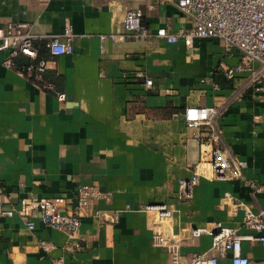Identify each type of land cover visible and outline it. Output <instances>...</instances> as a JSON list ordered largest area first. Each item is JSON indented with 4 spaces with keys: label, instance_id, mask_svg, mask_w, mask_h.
I'll list each match as a JSON object with an SVG mask.
<instances>
[{
    "label": "crops",
    "instance_id": "crops-1",
    "mask_svg": "<svg viewBox=\"0 0 264 264\" xmlns=\"http://www.w3.org/2000/svg\"><path fill=\"white\" fill-rule=\"evenodd\" d=\"M127 9L141 11L152 36L109 37L123 32ZM9 21L59 36L69 25L74 51L51 56L41 48L52 89L0 63V211L21 198L54 196L72 210L83 185L105 197L82 209L75 251L66 249L74 239L43 224L36 209L33 230L17 212L0 215V264H52L58 257L64 264H164L165 248L152 245L160 228L141 211L150 203L171 208L174 232L213 222L253 232L243 223L244 207L264 209V193L253 197L242 179H212L210 149L196 140L218 130L228 159L246 161L244 178L264 184V75L261 85L244 73L228 80L225 68L247 62L238 50L227 51L216 37H193L186 45L180 37L168 43L156 36L161 27L169 33L194 27L190 16L156 0H0V26ZM27 61L20 56L16 65ZM187 106H212L218 114L213 124L190 128ZM197 171L191 194L177 198L178 181ZM211 243L208 234L183 240V260L215 253ZM241 253L248 264H264L257 242L242 241ZM218 264H232L230 253Z\"/></svg>",
    "mask_w": 264,
    "mask_h": 264
},
{
    "label": "built area",
    "instance_id": "built-area-1",
    "mask_svg": "<svg viewBox=\"0 0 264 264\" xmlns=\"http://www.w3.org/2000/svg\"><path fill=\"white\" fill-rule=\"evenodd\" d=\"M172 4L193 20L190 32L179 30L169 33L163 27L156 30L155 35L162 37L168 43H174L183 38L190 45L193 37L219 38L227 51L238 50L247 62L236 64L224 69V76L230 80L238 74H247L250 83L261 85L264 75V0H156ZM142 13L139 9H127L121 20L122 33H110L113 40L124 41L127 35L135 38L152 36L153 34L141 22ZM74 34L69 25L64 27L62 34H35L27 22L9 21L0 26V63L5 68L14 69L29 82L43 89H52L46 81L44 73L47 61L40 55L45 48L51 56L72 54ZM104 35L100 36L103 40ZM102 51V49H101ZM5 53L2 55V53ZM23 56L28 59L25 64L16 65V59ZM151 79H145V85L151 84ZM63 93L57 94L58 100H64ZM218 110L212 106H187L183 117L190 128H198L213 124ZM215 130V129H214ZM207 137L197 136L200 146L210 149V177L217 180L242 179L250 188L251 195L264 193V184L244 178L243 170L247 166L245 160H229L228 152L220 147L221 135L215 130ZM200 172H194L187 179L178 181L177 198H186L199 180ZM105 196L96 186L83 185L77 189L75 207L66 209V199L62 196L42 197L37 200L21 198L10 210L0 211L2 216L19 213L25 218L28 230L34 229L32 211L36 209L40 221L48 226L66 232L74 239L66 249L75 251L79 247V228L82 209L92 200L103 199ZM141 211L151 219V225L160 230L152 234V245L164 247L168 258L164 264H218L220 257L230 253L232 264H248L249 260L241 253L242 241L257 242L264 247V209L257 212L250 207H244L243 223L252 233L242 234L234 228L213 222L209 227H194L187 231L174 232L170 230L169 221L171 208L165 203H150L142 206ZM162 228V229H161ZM203 234L211 236V248L215 253H195L189 261H184L181 254L182 241ZM41 247L47 249L48 244L41 242ZM52 264H64L63 258L52 260Z\"/></svg>",
    "mask_w": 264,
    "mask_h": 264
},
{
    "label": "trees",
    "instance_id": "trees-1",
    "mask_svg": "<svg viewBox=\"0 0 264 264\" xmlns=\"http://www.w3.org/2000/svg\"><path fill=\"white\" fill-rule=\"evenodd\" d=\"M19 57H20V56H19ZM19 57H18V58H19ZM18 58L16 59V61H18Z\"/></svg>",
    "mask_w": 264,
    "mask_h": 264
}]
</instances>
